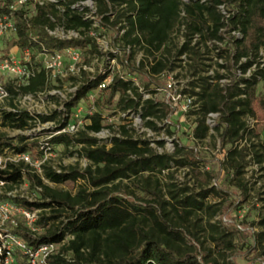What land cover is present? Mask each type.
Instances as JSON below:
<instances>
[{"label":"trees","instance_id":"1","mask_svg":"<svg viewBox=\"0 0 264 264\" xmlns=\"http://www.w3.org/2000/svg\"><path fill=\"white\" fill-rule=\"evenodd\" d=\"M28 1L30 10L22 4L15 5L14 0H0V16L10 17L14 32L0 48V62L15 47L22 54L24 51L29 54L23 61L29 70L25 81L7 79L0 74V85L7 93L0 100V124L17 130L46 122L52 125L41 139L0 133V155L9 151L14 157L0 167V181L7 189L3 196L20 210L35 212L32 222L28 223L21 214L8 223L10 231L1 229L12 233L25 246V249L10 250V264H32V259L33 264H219L187 242L194 234L181 228L178 222L185 223L200 211L209 213V218L222 212L220 203L207 204L204 200L226 193L218 185L222 173L220 182L224 183L241 172L235 157L241 151L235 144L245 133L255 136L245 118L257 121L264 117V96L256 95L258 80L264 83V65L255 59L260 49L264 52V0H189L186 3L181 0H93L92 17L86 16L90 9L81 5L85 0H60L58 7ZM221 5L227 17L221 13ZM56 27L76 31L78 36L61 38L50 34ZM96 27L112 33L110 50L100 49L92 33ZM175 30L183 36L179 45L172 44L171 35ZM201 47L223 59V64H217L228 75L212 76L205 69L200 71ZM67 50H78L79 56H84L85 65L102 56L103 68L92 75L82 66L77 73L56 74L59 84L54 86L50 80L51 69L45 67L41 55L62 56ZM138 53L141 56L137 61ZM183 55L186 59L181 58ZM110 60L115 61L112 68ZM184 60L191 70V79L182 92L196 96L199 101L192 136L198 140L204 138L209 130L206 115L216 112L218 118L213 128L220 145L230 144L225 158L217 161L220 164L217 171L212 166L202 171L207 160L195 145H184L176 138L172 153H157L148 138L133 136L126 125H119L107 143L90 135L105 126L114 130L113 124H103L106 116L103 112L111 114L114 109L139 114L145 127L159 130L157 121H170L174 112L170 100L153 96L155 88L161 86L159 76L173 71L175 62ZM253 64L256 69L246 76ZM108 75L111 80L99 88ZM133 75L142 79V90L131 77L126 78ZM221 79L227 81L220 82ZM66 80L76 87L58 103L59 108L35 113L19 105L23 96L47 93ZM92 92L100 95L88 107L92 109L85 117L88 122L80 129L69 131L72 109ZM104 92H107L105 98L101 97ZM145 92L151 97L144 98ZM48 97L58 102L57 95ZM155 143L162 146L164 141ZM56 145L75 148L70 153L84 157L87 166L60 164L55 168L45 154ZM260 149L264 152L263 143ZM21 154H26L30 161L15 158ZM254 156L256 162H264L258 151ZM33 162H39L38 170ZM173 166L187 167L201 185L210 180L215 184L191 194L187 193L188 187L163 183V172L171 174ZM23 182L36 197L6 195ZM219 223L222 228L217 223L210 225L215 230L210 240L214 251L221 256L234 247L232 239L239 227L221 219ZM248 234L259 244L264 236V232L248 231ZM2 243L0 239V248ZM48 246L52 248L46 255L34 257L36 251ZM249 250L254 251L253 260L260 257V252L264 255L263 246L260 252H255L254 246ZM6 258L1 250L0 264ZM225 263L236 264L232 255Z\"/></svg>","mask_w":264,"mask_h":264},{"label":"rangeland","instance_id":"2","mask_svg":"<svg viewBox=\"0 0 264 264\" xmlns=\"http://www.w3.org/2000/svg\"><path fill=\"white\" fill-rule=\"evenodd\" d=\"M14 1L15 5L19 3V0ZM22 5L27 10L31 9V4L28 0H25ZM83 5L89 6L90 8H93L94 6L92 0L85 1ZM1 23L4 25V29L0 32V48H2L5 41L14 34L11 19L4 18ZM97 24L98 23L96 22L95 26H97ZM180 29L183 31L182 28ZM53 33L61 37L73 35L72 31H65L61 27H56ZM92 33L96 36L98 45L102 51L110 50L112 48L113 36L110 31L96 27V30H93ZM118 35H120V33ZM171 36L173 45H179L183 40V36L178 30H175ZM210 46L211 45L209 44V47ZM200 52L203 53L198 61L200 71L201 69H205L207 70V74L212 76H214L215 73L227 74L225 69L218 66L217 63L223 64L224 61L222 58H217L215 52L212 50L207 52V50L202 47ZM78 53V50H76L75 53L67 52L58 58H53L47 54L41 55L44 65L51 67L50 80L52 85L56 86L59 84L55 80L56 74L64 76L67 71H70V69L78 72L79 67L82 66L90 75H92L103 68L104 57L96 56L91 61L90 65H85L83 62L84 56L80 55L77 60L76 56ZM172 53H174V51ZM140 56L141 54L138 53L136 56L137 61ZM10 57H12L16 64H18L16 72L8 73L6 70L0 69V74L4 75L7 79L16 78L21 82L25 81L26 73L24 72L26 71L23 66L24 60L22 52L18 48H13L10 51ZM181 58L186 59L185 55L181 56ZM255 59L261 66L264 65V52L262 49H260L258 54L255 55ZM242 61H244V59ZM187 63L186 60L175 62L176 67L173 71L159 76L161 85H165L167 81L173 80L179 89L186 87L187 82L191 79V70ZM114 64V60L109 61L111 68ZM255 69L256 64H253L246 73V76H249ZM128 77H131L135 84L140 87V90H142V79L139 76H126V78ZM60 85L59 88H52L47 93H42L37 96L30 95L22 97L19 100V105L35 113L49 112L54 108H59L60 106H58V103L66 99L68 94L76 87L70 80H66ZM48 95H57L58 102H53ZM98 95H100L98 92L90 93L86 99L81 100L80 103L72 109L69 127H73L72 129L74 131L80 129L84 123L88 122L85 117L92 111V109H89L88 107ZM147 95L150 94L147 92L143 93V97H146ZM256 95L258 98L264 96V83L261 80H258ZM106 96L107 92L101 94V97L105 98ZM162 97V92L154 95V98L156 99H161ZM116 99L117 97L114 98V101H116ZM193 101L194 105L186 110L174 109L173 114L170 116V121H157V127L159 130L155 131L145 127L144 121L139 114L134 112H121L117 109H114L111 114H108L109 112L105 111L103 112L106 115L103 124H113L114 130L110 131L105 126L97 133L90 132V135L97 137L102 143H107L108 139L119 130V125H126L131 129L130 133L133 136L148 138L151 142L150 145L157 153H172L174 150V143L176 139H178L180 143L184 145H195L196 150L207 160L204 167L202 166V171L209 170L211 166L214 167V171H217L220 167V164L217 161L225 158L226 150L230 144L221 147L214 128L209 129L207 135L200 140L195 139L192 136L191 133L195 126V112L199 108V101H197L196 96H193ZM1 104L6 106V102H2ZM245 121L248 128H253L255 136L245 133L244 138L235 144V146L241 151L239 154L235 155L238 163L242 167L241 172L239 174H234L231 180H226L224 183L220 182L224 177V174L222 173L218 185H221L226 193L223 194L222 197L208 196L204 200L207 204L215 203V205H219L220 203L222 212H217L214 216L209 218V213L200 211L193 213L188 218L187 222H178L181 228L194 234V236L186 239L188 240L187 242L200 254L208 253L209 257L215 258L219 264H226L225 260L230 259L231 255L236 264H264V255H261L260 252V247H264V236L259 244L258 242H254L250 234H248V231L252 233L264 232V162H256L254 156V152L258 151V153L262 154L264 159V152L260 149V145L262 143L264 144V117H261L257 121L246 117ZM51 125L52 122H46L44 124H36V126L30 129L17 130L4 127L0 124V133H3L8 137H17L18 135L23 134L29 137L37 136L41 139L46 136L45 130L50 128ZM167 130L170 131V134L167 133ZM156 140H163V145L158 146L155 143ZM74 149L75 148L73 147L66 149L62 145H56L50 152H46L45 155L55 168L59 167L60 164H76L79 168L86 167L88 161L84 157L78 156L76 153H70V151H73ZM13 158V155L9 151H6L4 155L0 156V161L3 164L7 159ZM32 165L38 170L36 162H33ZM170 171H172L171 174H167L166 170L163 172L162 182L165 184L172 183L179 188L188 187L187 193L192 194L198 192L201 188H208L215 184L213 180H210L201 185L193 177L187 167L177 168L173 166ZM0 190V200L7 206L6 217H0V225H2V229L10 231L8 223L11 222V220L18 218L21 213L20 209L13 205L10 199L4 198L3 195L7 189L3 186ZM15 194L29 199L36 197L35 192L29 188L25 182L6 193L7 196ZM222 213L226 214L223 215ZM220 219L224 223L233 222L239 227L238 234L232 239L234 247L225 251L224 255L221 256L214 251L213 243L210 240V236L215 233V230L210 225L217 223L219 227L222 228V225L219 223ZM251 246L255 247V252H260V257H257L255 260L252 258L254 251L249 250ZM42 256L43 253L38 252L34 257L41 258ZM11 260L12 258H9V261Z\"/></svg>","mask_w":264,"mask_h":264},{"label":"built area","instance_id":"3","mask_svg":"<svg viewBox=\"0 0 264 264\" xmlns=\"http://www.w3.org/2000/svg\"><path fill=\"white\" fill-rule=\"evenodd\" d=\"M25 0H19L18 4H22ZM33 2H37L39 4H44V3H51V4H55L57 7L59 6L58 3L60 0H32ZM87 1V0H85ZM81 2V5L82 6H86V5H83V3L85 2ZM93 1V0H92ZM182 2L186 3L188 2L189 0H181ZM203 1V0H201ZM94 5V4H93ZM76 5H72V7H74ZM90 9L89 13L86 15L87 17H92V14L94 12V6L93 8H90L89 6H86ZM81 8V7H80ZM220 10H221V13L225 15V17L228 16V14L226 13V11L224 10V7L223 5H221L220 7ZM181 15H183V12H181ZM4 18H7V19H10V17H7L6 15L4 16H0V32L4 29V25H2L1 21L4 19ZM95 25V23H94ZM54 31V30H53ZM53 31H49L50 34H53ZM72 31L73 35L72 36H67V37H61V36H58V37H61V38H70V37H77L78 36V33L76 31H73V30H70ZM233 34H235L236 36H239V33L238 32H233ZM57 36V35H55ZM96 38V37H95ZM96 41H97V38H96ZM98 43V42H97ZM67 52H72V53H75L76 50H67ZM29 54H28V51H24L23 53V60L25 61L27 58H28ZM53 58H58L60 57L59 55H55V56H51ZM77 60L79 59V53L77 54ZM24 64V63H23ZM18 64H16V62L13 60L12 57H8V58H4L1 62H0V69H4L6 70L8 73H14L16 72V67H17ZM25 67V71L24 73H26V78L28 77L29 75V70L28 68L26 67V64L23 65ZM47 67V66H45ZM47 68H51L50 66L47 67ZM83 69H85L83 67ZM70 72L72 73H77L75 72L73 69H70ZM67 73V72H66ZM25 78V80H26ZM111 80V75H108L107 76V79L105 82H102L100 85H99V88H102L105 86L106 82H109ZM227 80L226 79H221L220 82H226ZM159 92H162L163 93V97H165L166 99L170 100L171 104L174 105V109H179V110H186L187 108H190L194 105V101H193V96L190 95L189 93H183L182 92V89H179L175 82L173 80H169L167 81V83H165V85H161L160 87H156L155 88V93L153 94L156 95L157 93ZM6 91L4 90V88L0 85V100L2 98H4L6 96ZM25 96H30V95H25ZM23 96V97H25ZM33 96V95H32ZM151 97V94L150 95H147L146 97L144 98H149ZM217 118H218V113L216 112H210L206 115V119H205V122L206 124L208 125L209 129H212L215 124H216V121H217ZM73 128V127H72ZM71 127H67V129L69 131H74ZM1 156V155H0ZM21 158L23 159L24 161H27L29 162V157L26 155V154H21V155H17L15 158ZM45 158H46V155H45ZM39 162H36V165L38 166ZM3 164L1 163L0 161V167L2 166ZM3 187V182L0 181V189ZM1 192V190H0ZM6 211H7V206L6 204H4L1 200H0V217L1 216H5L6 217ZM20 213L25 216L26 220L28 223L32 222L35 218V212H27V211H24V210H20ZM11 222H13V220H11ZM2 225H0V239L3 240V243H2V246L0 248V251L3 250L6 255H7V258L5 260V263L4 264H10L11 261H9V258L10 257V250L13 248V247H19L21 249H25V246L23 244H21L16 238L15 236L10 233V232H3L1 229ZM51 246H48V247H42L40 248L38 251H36L34 253V256L38 253V252H41L43 253V256L46 255L50 250H51ZM32 256H33V253H32ZM32 261V264H33V259L31 260Z\"/></svg>","mask_w":264,"mask_h":264},{"label":"crops","instance_id":"4","mask_svg":"<svg viewBox=\"0 0 264 264\" xmlns=\"http://www.w3.org/2000/svg\"><path fill=\"white\" fill-rule=\"evenodd\" d=\"M16 48V47H15Z\"/></svg>","mask_w":264,"mask_h":264}]
</instances>
